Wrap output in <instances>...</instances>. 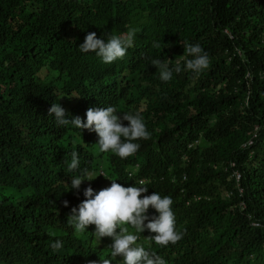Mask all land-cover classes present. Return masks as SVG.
I'll return each instance as SVG.
<instances>
[{"label": "trees", "instance_id": "trees-1", "mask_svg": "<svg viewBox=\"0 0 264 264\" xmlns=\"http://www.w3.org/2000/svg\"><path fill=\"white\" fill-rule=\"evenodd\" d=\"M132 27L136 40L121 60L104 64L78 49L89 33L104 38ZM185 42L202 46L209 68L162 82L151 60L174 66ZM109 82L124 93L126 111L148 104L160 124L175 125L172 135L155 134L151 110L140 109L151 136L135 141L139 165L128 173L111 166L106 175L124 187H180L206 198L219 235L200 264H264V0H0V181H11L14 197L0 207L8 210L0 212V264L102 257L94 252L108 238L65 226L64 186L47 193L40 179L73 152L84 158L73 133L51 131V105L65 109ZM25 165L36 170L25 179L30 197L16 187ZM57 239L59 253L51 249Z\"/></svg>", "mask_w": 264, "mask_h": 264}, {"label": "clouds", "instance_id": "clouds-1", "mask_svg": "<svg viewBox=\"0 0 264 264\" xmlns=\"http://www.w3.org/2000/svg\"><path fill=\"white\" fill-rule=\"evenodd\" d=\"M136 34L134 27L104 38H97L92 32L85 36L78 49L83 54L94 53L102 63L111 64L127 55L134 46ZM155 46L159 47L158 44ZM151 65L160 68L159 79L166 83L173 78L174 72L203 73L209 68L210 60L200 44L185 42L183 55L174 66L160 59H152ZM116 86L111 82L98 84L82 102L70 104L65 109L60 103L51 105L48 115L53 118L48 120L56 125L51 131L62 132L64 129L65 133H73L70 140L84 144V158L80 160L79 154L73 152L67 164L59 167L50 164L41 176L40 187H46L44 192L49 193L50 186H64L61 191L64 193L62 199H67L64 207L69 205L71 211L65 226L74 229L77 235L88 233L89 226L99 241L108 238V242L94 252L102 257L94 258L93 264H200L202 252L215 245L219 235L216 223L211 224L212 219L203 203L206 198L192 195L180 187H124L106 175L105 170L111 166H121L128 173L139 165L137 151L141 145L135 141L151 136L140 109L151 110L152 114L148 115L155 125V134L172 135L175 125L160 124L153 107L148 104L134 112L126 111L124 93ZM159 86L168 88L164 83ZM167 100L163 99L158 105L166 108ZM48 124L35 129L33 134L46 133ZM36 162L39 165L40 161ZM32 171L36 170L25 165L16 182L17 189L26 192L28 197L32 196L28 190L32 186H27L25 179L32 177ZM182 180L187 182V176L183 175ZM236 181L238 183L237 178ZM54 196L56 193L49 197ZM13 201L12 183L6 182L5 177L0 181V207L8 208ZM3 211L8 210L0 208V212ZM199 218H205L207 223ZM63 248L59 239L51 244L56 253ZM0 258L6 257L0 253Z\"/></svg>", "mask_w": 264, "mask_h": 264}, {"label": "built area", "instance_id": "built-area-1", "mask_svg": "<svg viewBox=\"0 0 264 264\" xmlns=\"http://www.w3.org/2000/svg\"><path fill=\"white\" fill-rule=\"evenodd\" d=\"M238 178H239V176H237V180H239Z\"/></svg>", "mask_w": 264, "mask_h": 264}, {"label": "rangeland", "instance_id": "rangeland-1", "mask_svg": "<svg viewBox=\"0 0 264 264\" xmlns=\"http://www.w3.org/2000/svg\"><path fill=\"white\" fill-rule=\"evenodd\" d=\"M224 195H226V193H224Z\"/></svg>", "mask_w": 264, "mask_h": 264}]
</instances>
